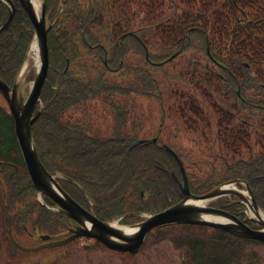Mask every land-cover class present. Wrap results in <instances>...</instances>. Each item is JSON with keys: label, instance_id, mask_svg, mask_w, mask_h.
Here are the masks:
<instances>
[{"label": "trees", "instance_id": "obj_1", "mask_svg": "<svg viewBox=\"0 0 264 264\" xmlns=\"http://www.w3.org/2000/svg\"><path fill=\"white\" fill-rule=\"evenodd\" d=\"M12 1L14 20L0 34V78L10 87L35 38L20 0ZM9 14L0 0V26ZM46 16L54 25L50 69L33 137L41 162L64 177L59 182L75 200L100 220L124 217L123 224L180 203L174 175L181 173L167 144L194 195L243 180L264 212V0H47ZM94 102L109 112L110 133L97 125ZM76 111L83 115L75 118ZM154 137L157 144L132 148ZM0 177L9 194L0 181V202L17 240L34 245L41 234H71L75 221L38 201L14 117L1 105ZM214 205L235 215L245 209L236 199ZM3 222L10 258L33 255L12 243ZM158 230L180 233L172 238L184 264H257L245 251L260 242L206 226Z\"/></svg>", "mask_w": 264, "mask_h": 264}, {"label": "water", "instance_id": "obj_2", "mask_svg": "<svg viewBox=\"0 0 264 264\" xmlns=\"http://www.w3.org/2000/svg\"><path fill=\"white\" fill-rule=\"evenodd\" d=\"M3 1L9 5L10 14L7 22L0 27V33L5 31L11 25L17 11L16 5L12 0ZM20 3L23 9L27 12L35 28V39L39 48L40 66L33 85L28 90L27 98H25L24 91L20 89L19 77L13 87H10L0 78V92L5 97L10 112L14 117L18 144L38 193L58 204L62 209V213L77 221L79 227L73 229L72 235L66 239L49 242L33 248L23 247L18 244L10 231L14 243L19 248L27 252H35L42 249L62 247L80 238H92L99 240L111 250L135 254L141 249L146 237L151 231H153V229L172 223L201 225L222 229L234 235L264 243V221L250 217L248 211L246 219L242 221L239 217L230 214L223 209L207 205L223 197H237L240 199L241 203H244L247 206V210L250 206L251 210L258 216L261 210L257 204L251 186L243 180H235L228 182L207 194L201 196L193 195L190 190L186 169L180 157L168 145H164L163 148L176 160L180 168L182 178L179 179L176 175H174V178L181 187L183 200L179 204H176L161 213L146 216L145 220L132 226V228H136L134 234H127L114 227V223L100 221L92 212L86 210L74 200L60 186L58 180L47 171L41 162L32 133L33 125L39 119L42 112V110L37 111V108L41 102L42 90L47 81L50 68L48 35L53 28V24L49 23L46 18L47 0H42L41 12L39 14L36 13L32 0H20ZM59 17L60 12L57 20ZM208 52L210 53L209 46ZM178 55H180V52L168 59V62L172 61ZM105 63L107 64V61H105ZM157 142L158 138L142 139L136 141L132 147L141 144H156ZM236 185H243L249 193L250 199L237 188L226 189L228 186ZM3 186L6 190V184L4 182ZM206 215L212 216V218H217L218 220L207 219L205 217ZM248 221H253L259 224L262 229H251L247 225ZM50 239V236L43 237V240Z\"/></svg>", "mask_w": 264, "mask_h": 264}, {"label": "rangeland", "instance_id": "obj_3", "mask_svg": "<svg viewBox=\"0 0 264 264\" xmlns=\"http://www.w3.org/2000/svg\"><path fill=\"white\" fill-rule=\"evenodd\" d=\"M42 0H40V4ZM38 52L32 51L29 56V64L22 73L21 90L24 91L25 96H28L32 82L28 83L27 79L32 72L38 69ZM144 104V113L148 114L149 110L147 104ZM0 105L8 108V103L4 96L0 93ZM97 125L103 127L106 133L111 132L112 120L109 112L101 103L94 102L91 111ZM82 111L74 113L75 118L82 116ZM107 116V117H106ZM152 128V125L149 126ZM151 129L147 130L150 131ZM153 130V128H152ZM241 191L246 190L236 186ZM0 193H3L0 189ZM248 197V193L246 195ZM143 218V220H145ZM3 208L0 202V228L4 231L3 222ZM117 220L113 221L116 222ZM120 224H122L120 222ZM166 230H157L151 232L145 240V243L137 255L124 256L119 252L108 249L104 245H99L91 239H81L80 241L69 246L54 249L42 250L39 253L28 258H10L7 254L6 247H3L0 239V264H184L183 252L179 250L172 237L179 235V232L165 235ZM165 235V236H164ZM181 236V235H180ZM179 236V237H180ZM3 239V238H2ZM20 241L29 246L32 240L20 239ZM6 244L5 242H3ZM246 254L249 253V258L252 256L257 264H264V243L263 244H248L246 246ZM9 257V258H8ZM251 258V259H252ZM246 260L245 262H247ZM249 262V261H248Z\"/></svg>", "mask_w": 264, "mask_h": 264}, {"label": "bare ground", "instance_id": "obj_4", "mask_svg": "<svg viewBox=\"0 0 264 264\" xmlns=\"http://www.w3.org/2000/svg\"><path fill=\"white\" fill-rule=\"evenodd\" d=\"M32 3L34 5V8H35V11L37 14H39L41 12V4H40V0H32ZM33 50H35L37 52L38 50V47H37V43L35 42L34 45H33ZM38 68L40 66V59L38 58ZM234 188V186H228L226 187V189H232ZM244 195H247V193H243ZM250 214L251 216L255 217V218H258L259 220L261 221H264V214L262 212H259V215L257 216L252 210H250ZM207 219H216L218 220L217 218H212V216H209V215H206L205 216ZM114 227L124 231L125 233L127 234H134L135 231H136V228H132V227H129V226H125V225H121L119 222H115L113 224Z\"/></svg>", "mask_w": 264, "mask_h": 264}, {"label": "flooded vegetation", "instance_id": "obj_5", "mask_svg": "<svg viewBox=\"0 0 264 264\" xmlns=\"http://www.w3.org/2000/svg\"><path fill=\"white\" fill-rule=\"evenodd\" d=\"M111 120H112V118H111ZM45 200L46 201H49V200H47L46 198H45ZM52 204H53V206H52V204H51V206H52V208H54L55 210H56V212L57 213H61V208L57 205V204H55V203H53V202H51ZM81 204V203H80ZM82 205V204H81ZM83 206V205H82ZM84 207V206H83ZM244 212V210H242V211H240L239 212V215L241 216V218H245V215L243 214L242 215V213ZM62 214V213H61ZM63 215V214H62ZM73 225H72V227L70 228V231L72 230V229H75L76 227H78V223H72ZM248 225H249V227H251L252 229H260V226L259 225H257V224H255V223H253V222H248ZM72 234V233H71ZM45 236V235H44ZM42 237V236H41ZM41 237H37V239L35 240V242H36V246H39V245H43V244H45V243H48V242H50V241H43L42 239H41ZM4 240L1 238V244L2 245H4ZM94 242L96 243V244H99V245H104V244H102L101 242H99V241H97V240H94ZM105 246V245H104ZM108 248V247H107ZM109 249V248H108ZM111 250V249H110ZM114 251V250H113ZM141 251V250H140ZM139 251V252H140ZM115 252H119V251H115ZM120 254H122V255H124V256H127V255H130V256H133V255H137L138 253H136V254H133V253H123V252H119ZM9 256V255H8ZM10 257V256H9ZM8 257V258H9ZM25 258H27V257H25Z\"/></svg>", "mask_w": 264, "mask_h": 264}]
</instances>
